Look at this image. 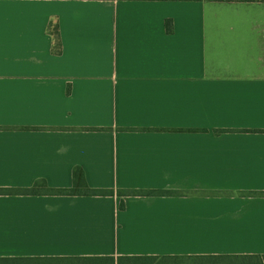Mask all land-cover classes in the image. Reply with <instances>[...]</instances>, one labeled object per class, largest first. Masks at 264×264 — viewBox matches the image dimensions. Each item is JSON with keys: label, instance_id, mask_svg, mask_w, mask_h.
<instances>
[{"label": "crops", "instance_id": "0c3cea01", "mask_svg": "<svg viewBox=\"0 0 264 264\" xmlns=\"http://www.w3.org/2000/svg\"><path fill=\"white\" fill-rule=\"evenodd\" d=\"M76 166L92 188L178 194L19 191L71 188ZM254 255L264 0H0V264Z\"/></svg>", "mask_w": 264, "mask_h": 264}, {"label": "trees", "instance_id": "16d2710c", "mask_svg": "<svg viewBox=\"0 0 264 264\" xmlns=\"http://www.w3.org/2000/svg\"><path fill=\"white\" fill-rule=\"evenodd\" d=\"M52 34L55 39V52L60 53L62 49V42L60 37V32L58 26L52 29ZM73 187L71 188H51L45 179H38L35 181L34 185L31 188L21 189L19 191L24 194H60V195H115L118 194L122 197L126 195H171L178 194L172 193L171 191L166 190H139V189H125V190H114V189H103V188H92L86 179L85 171L82 167L76 166L73 171ZM121 207H125L124 201L121 203ZM252 260H239V261H252L257 263L264 262V255H254L246 257V259ZM21 260V258H18ZM110 261L111 264H115L116 260L114 257L106 258ZM144 262L155 263L157 262L158 257L150 256L143 258ZM119 261V258H118ZM121 261V260H120Z\"/></svg>", "mask_w": 264, "mask_h": 264}]
</instances>
